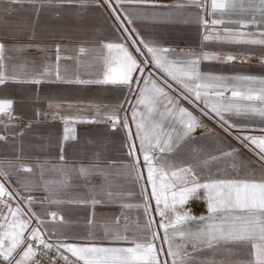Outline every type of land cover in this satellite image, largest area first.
<instances>
[{
	"label": "snow or ice",
	"instance_id": "1",
	"mask_svg": "<svg viewBox=\"0 0 264 264\" xmlns=\"http://www.w3.org/2000/svg\"><path fill=\"white\" fill-rule=\"evenodd\" d=\"M7 2L24 3L25 0ZM27 2L43 7L48 0ZM61 2L71 3L72 0ZM95 3L101 7L106 4L111 9L118 22L114 25L120 34L118 42L103 44L107 54L103 57L102 79L68 82L114 85L124 89V100L104 113L102 119L113 129L120 126L126 130L131 171L142 197V203L135 207L143 210V224L137 222L138 232L132 237L106 231L108 244L96 243L91 234L83 238L84 243H70L71 238H61L55 230L49 231V224L62 221L63 217L43 208L45 200H37L21 191L19 186L14 187L18 182L13 181L12 173L0 170V264H228L214 258L202 260L198 255L221 247L233 253L235 249L228 245L244 249L245 259L233 264H264V126L257 128L237 122L259 117L264 125V78L202 72V62L221 57L207 51L177 54L145 40L134 27L129 28L132 17L123 5L156 7L154 0H115V6L113 0H103V4L95 0ZM192 3L200 9L198 18L205 28V41L264 45V0H192ZM81 6H86L84 0ZM228 24L237 27L217 28ZM250 27L252 30H247ZM4 52L5 45L0 43V85L9 79L16 82L15 77L9 78L4 72ZM223 59L231 62L236 57L228 55ZM27 82L38 84L41 81ZM180 99L192 105L198 114L182 106ZM125 104L129 107L125 108ZM12 107V100H0V114L8 118L7 123L0 120V127L13 126ZM205 118L256 155L258 179L241 178L239 174L220 176L210 169L205 175L198 171L199 165L172 159L196 129L205 128L215 135ZM64 123L63 140H74L76 137L70 134L72 129L67 126L72 118H64ZM130 124L135 126V132ZM5 138L0 135V140ZM237 152L238 149L232 148L210 159H234ZM141 156L146 177L141 170ZM202 163L207 167V160ZM21 167L32 171L29 166ZM236 167L232 164L233 169ZM256 171L252 169L249 176H254ZM79 173L87 178L103 174V170L98 165L81 166ZM102 192L103 199L93 196L90 200L93 215L96 205H107L114 195H122L111 190ZM194 199L206 202V214L193 215L186 207ZM80 202L89 203L87 200ZM37 203L41 205L39 211L34 207ZM119 207L123 210L134 206L120 202ZM153 211L160 217L159 221L155 220ZM127 230L125 228V232Z\"/></svg>",
	"mask_w": 264,
	"mask_h": 264
},
{
	"label": "crops",
	"instance_id": "2",
	"mask_svg": "<svg viewBox=\"0 0 264 264\" xmlns=\"http://www.w3.org/2000/svg\"><path fill=\"white\" fill-rule=\"evenodd\" d=\"M100 2L103 4V0ZM84 3L86 6H81V0H72L71 3L48 0L40 7L38 3L27 0L24 3L0 0V43L5 45L4 72L9 78H16V82L9 79L0 85V100L13 101L11 112L15 117L11 122L13 126L6 129L0 127V135L6 137L0 140V170L12 173L13 181L18 182L14 185H20L25 194L37 200H45L43 208L49 212L56 211L63 217L62 221L49 224V231L55 230L61 238H71L68 240L70 243H84L83 238L91 234L96 243L108 244L106 231L132 237L138 232L137 222L143 224L144 216L143 210L135 207L142 203V197L138 194L140 186L134 181L135 174L131 171L126 130L120 126L113 129L102 119L104 113L124 100V89L114 85L68 82L102 79L103 57L107 54L103 44L118 42L120 35L114 28L118 22L106 4L101 7L95 0H84ZM154 3L156 7L123 5L132 17L133 23L129 28L134 27L145 40L177 54L189 51L217 53L221 59L202 62V72L264 78V45L205 41V28L198 18L200 9L192 0H154ZM117 12L123 18L119 8ZM225 26L237 27L228 24L217 28L222 30ZM228 55L236 59L226 62L223 57ZM36 79L41 82H27ZM180 103L198 114L187 101L180 99ZM64 118H72V123L67 126L72 129L70 134L76 137L74 140H63ZM0 120L8 122L3 114H0ZM237 122L257 128L264 126L259 117L246 121L238 119ZM205 123L215 135L205 128L196 129L172 159L199 165L198 171L205 175L210 169L220 176L235 177L239 174L241 178L258 179L260 173L256 155L211 120L205 118ZM130 127L135 132V126L130 124ZM232 148L238 149L234 159H210ZM205 160L208 161L207 167L202 163ZM140 162L146 177L142 156ZM232 164L237 167L233 169ZM21 165L31 167L32 171L23 170ZM96 165L102 168L103 174L97 178L100 189L91 190L87 186L89 181L80 175L79 169L81 166ZM252 169L257 171L254 176H249ZM114 170H119L116 177L111 176ZM77 176H81L78 182ZM110 183L116 184V187L107 188ZM102 190L122 195H114L107 205H96L93 215L90 200L93 196L103 199ZM49 200L62 202L52 204ZM85 200L89 203L80 202ZM120 202L134 207L122 210ZM152 204L154 208V201ZM34 207L37 211L41 209L39 203ZM186 207L193 215L206 214V202L202 199L191 200ZM152 214L156 221L160 220L154 211ZM160 234L163 235L162 230ZM227 247L235 251L228 253L221 247L198 255L202 260L214 258L228 264L245 259L242 247Z\"/></svg>",
	"mask_w": 264,
	"mask_h": 264
},
{
	"label": "rangeland",
	"instance_id": "3",
	"mask_svg": "<svg viewBox=\"0 0 264 264\" xmlns=\"http://www.w3.org/2000/svg\"><path fill=\"white\" fill-rule=\"evenodd\" d=\"M213 122V121H212ZM214 123V122H213ZM100 168V167H99ZM100 169H102V168H100ZM78 175V174H77ZM119 175V170L118 171H116V170H114V171H112V174H111V176H113V177H116V176H118ZM99 176H101V174H95V175H91L90 177H88V178H86L87 179V181H89V183L87 184V186H89V187H91V190H99L100 189V185L98 184V180H97V178H99ZM78 180H81V176L79 177V176H77V178H76V181L78 182ZM49 183H52V181L51 182H49ZM50 185V184H49ZM52 185V184H51ZM50 185V186H51ZM15 186H19L20 188H21V191H22V187L20 186V185H17V184H15L14 185V187ZM114 187H116V184H112V183H110V184H108L107 185V188H114ZM55 239V238H54Z\"/></svg>",
	"mask_w": 264,
	"mask_h": 264
}]
</instances>
